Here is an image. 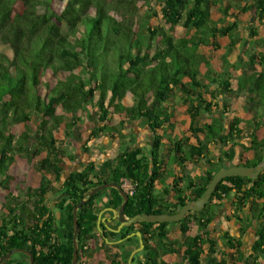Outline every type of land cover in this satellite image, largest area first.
<instances>
[{
	"label": "trees",
	"instance_id": "obj_1",
	"mask_svg": "<svg viewBox=\"0 0 264 264\" xmlns=\"http://www.w3.org/2000/svg\"><path fill=\"white\" fill-rule=\"evenodd\" d=\"M209 1L0 0L2 187L8 190L14 180L10 168L15 156L32 163L44 153L37 165L53 178L50 181L43 175L39 186L27 187L23 196H6V213L0 218V257L15 249H25L32 254L34 264H71L72 210L98 185H122L124 180L131 183L132 194L124 207L127 218L175 214L203 195L219 169L258 167L264 155V39L258 37L257 31L251 30L250 46L243 53L246 57L238 61L252 70L242 73L235 86L254 103L251 118L242 122L231 116L225 123L216 117L193 127L202 113L211 117L215 106L219 107L214 102L219 89H231L230 78L218 75V69L199 49L219 48L217 37H231L237 22L217 27L213 10L225 0ZM229 5L233 4L220 9L223 16L231 15L228 12L233 7ZM240 11H251L255 19L264 22V0H245ZM153 18L163 19L169 29L182 24L187 32L176 37L155 27ZM223 64L235 68L225 59ZM180 103L186 105L189 131L195 138V144L187 148L173 136L172 119ZM87 106L95 109L98 121L88 141L101 135L119 136L127 121H144L152 136V146L148 156L138 147L127 148L110 163L97 166L90 162L79 172L71 173L64 181L61 199L55 204V209L64 215L59 224L45 202L46 194L60 179L59 162L64 158L56 134L63 131L68 136L80 121L78 112ZM113 117L117 118L114 124ZM33 121L37 125L31 133L29 123ZM18 125L24 129L16 134ZM236 139H246L248 146L235 142ZM165 140L172 147V161L179 167L185 163L196 165L201 160L207 165L199 177L188 174L173 180L165 194L171 191L172 201L153 194L165 165V161L158 159ZM209 143L220 145L221 156L216 161L206 149ZM237 154L238 160L233 162ZM101 168L108 171L101 174ZM106 192L107 207L118 211L122 199L112 188L95 193L77 211V264H86L93 257L97 241L108 264H122L118 250L125 248L123 242L131 243L125 248L129 256L133 248L139 247L136 236L125 239L136 232L141 233L143 243L137 264H169L164 258L175 254L180 255V261L172 264H264V171L255 180L222 179L205 208L198 213L188 212L179 222L136 223L122 227L118 233L100 223L101 234L97 220L102 209L96 206V200ZM224 200L231 203L233 211L226 221L233 222L235 218L245 224L233 222L239 227V235L222 232L219 246L207 230ZM245 211L246 221L238 215ZM251 224L250 232L256 240L247 252L242 236ZM108 225L116 229L118 220ZM175 225L184 235L181 241L170 237ZM120 239L123 241L114 245L115 251L106 242ZM22 255L20 260L11 257L0 264H29L27 256Z\"/></svg>",
	"mask_w": 264,
	"mask_h": 264
},
{
	"label": "rangeland",
	"instance_id": "obj_2",
	"mask_svg": "<svg viewBox=\"0 0 264 264\" xmlns=\"http://www.w3.org/2000/svg\"><path fill=\"white\" fill-rule=\"evenodd\" d=\"M152 22H153V25L155 27H160L163 31L170 32L171 34H174L176 37H180V36L184 35L185 32H187L182 24H178L176 27H174V29H169V26L166 23H164L163 19L153 18ZM254 29L256 31H258V33L261 36H264V27L263 26L255 25ZM241 33H242V38H243L244 42L235 43V45H234L233 42H230L228 40L225 42V46H223L224 47L223 49L218 50L216 52H214V50H216V49H210L213 52H210L211 54L209 55L208 59H210L212 61V65H213L214 69H215V67H214L215 62H218L217 65L219 67L216 66L218 69V75L223 76L224 78H227V77L230 78L231 89H230V92H227L224 89H219V92H217V100L214 101V102L218 103L219 107L215 106V112L213 113V115L211 117L208 116L207 113H202L201 117L195 121V123L193 125L194 128L202 126L205 122L209 123L211 121V118L219 117V118L224 119L225 123H227L228 119L231 116L240 118L242 121L247 119V118H251V116H252L251 111L253 109H255L254 103L250 102V99L246 94L241 93L235 89L236 88L235 86L238 83V77L244 72L245 73L250 72L252 69L249 67H246V65L243 63L240 64L239 66H237L238 68H236V66H235V68L228 67L227 65H224L223 63H222V66H220L221 65L220 60L224 59V57L228 63L233 64V65H235V64L237 65V61H239L238 57L243 53V46H245V48L248 47L247 38H248L249 33L247 32V30H245V28H244V30L241 31ZM231 41H232V39H231ZM242 44H244V45H242ZM228 49L231 51H227ZM221 53L223 56L220 55ZM8 54L10 55L9 52H8ZM228 74H229V76H228ZM88 109L90 110V112L87 110V113H85V114L83 113V117L81 116V118H80V119H82V121H81L82 127L78 126L73 131V133H75V135L78 136V144L73 146L72 149H74V147H75V149L77 150L78 145L80 146L79 148H81V147L83 148L82 152L87 156V157H85V159H79V161H81V162L83 161L82 162L83 164L88 161L90 154L91 153L93 154V152H94L93 150L95 148L99 149L102 147L101 139L99 141H93V142L91 141L90 143L87 144L88 137H86V135L89 134L87 132H89V130L95 129L98 126V121H97L95 109H93L90 106L88 107ZM113 118H115V117H113ZM175 118H177L176 129L178 131V135H179L180 139L182 140V142L184 143L185 147L187 148V146H189V144H190L189 141L194 140V138L191 137V136H193V134L189 131L190 123H189L188 118H190V116L187 113L186 105H184L183 103L178 104V107L175 110ZM36 125H37V123L35 121H33L32 123H29V128L31 129V131H30L31 133H32V131H35ZM23 129H24L23 125H18L15 128L14 132L16 134H18ZM71 136H73V135L71 134ZM121 139H123V137ZM66 141H67V139L65 140V143H66ZM60 142H62V141L60 140ZM73 142L74 141L72 140V143ZM235 142H240V143L248 146L246 139H243V140L236 139ZM120 143H121V140H120ZM68 146L71 147V145H69V144L68 145L66 144L65 147L67 148ZM118 148H119L120 153H123L126 150V145H123L121 147L119 146ZM206 149H207V151L210 152L211 157L215 161H216V159H218L221 156L220 145H215L213 143H209L207 145ZM160 150L162 151V149H160ZM66 153L68 154V152H66ZM169 153H168V156H166V153H165L164 157H168L169 161L171 162L174 153L173 152L171 154H169ZM39 159H42L41 156L39 157ZM97 160H99V159H97ZM32 163L31 162L28 163L25 159L21 158L20 156H18V157L15 156L14 157V163H13L12 167L10 168V174L13 175L14 180H12V182L8 185V190H6L2 187V182L0 180V218L3 217V214L6 213L5 209H4V204L6 203L5 198H6V196H8V194H12L14 196H17V195L23 196L24 195L23 190H26V188L28 186H30V188H32V186L37 185L38 183L41 182L42 179H44L43 178L44 176L42 175V173H44V172H43V170L41 171L39 166L37 165L38 161L34 160ZM167 166H169V164ZM104 169H102L101 171H103ZM203 170L206 171L207 167L205 166V169H203ZM180 172L183 175L184 173L187 174L188 171L185 170V171H180ZM204 172L201 175H203ZM166 178H167V175H166ZM123 189L126 191L127 189L131 190L132 188L128 184V182H123ZM159 191L161 192V189ZM161 195H164V194L161 193ZM49 198H50V196L48 197L47 204L49 205L50 208H53L52 201ZM227 208H229V206L224 207V205H223V207H221L218 210L217 217L215 218L214 223L212 225H210L208 230H207L210 238L215 239L216 241H218V235L221 233V229L222 228L225 229L224 226L226 227V226L233 225L232 229L237 230L236 225H234L231 222H229V223L225 222L226 216L231 217V214H228V213L225 214V211ZM246 214L247 213L240 214L239 218L246 221ZM233 221L237 222L239 224H245L243 222L236 220L235 218H233ZM252 225L253 224H251L250 226H252ZM191 229H192V233H194L196 231V229L193 226ZM232 235L235 236V234H232ZM170 237L172 239H178L180 241L183 239L184 235L179 232L178 225L174 226L173 232L170 234ZM255 240H256V238H255L253 233H251V235L250 234L245 235L242 238V241L245 242V245H246L245 250L247 252L250 251V248L252 247ZM123 244H125V247H129L128 243L123 242ZM219 244H220V242H219ZM95 248H96V254H97L96 257L92 258L88 261H85V262L87 264H108V262L105 259V251L103 248L101 249L100 241L96 242ZM118 251L122 255V264H137V261L139 260V258L142 257L141 252H138L132 257V258H134V261L131 262V259H130L131 253L128 256L127 252L125 251V248H121ZM11 257H12V259L20 260L23 258V255L21 253H14ZM164 261L168 262L169 264H172L173 262H179L180 261V255L175 254V255L167 256V257H165Z\"/></svg>",
	"mask_w": 264,
	"mask_h": 264
},
{
	"label": "crops",
	"instance_id": "obj_3",
	"mask_svg": "<svg viewBox=\"0 0 264 264\" xmlns=\"http://www.w3.org/2000/svg\"><path fill=\"white\" fill-rule=\"evenodd\" d=\"M211 1L212 0H210L209 2H211ZM230 3L233 4V5H229V6H232L233 7L232 8L233 10L228 12L231 15L223 16L222 13H221V11H220V9L222 10L225 6H227ZM244 3H245V0H225L224 2H219L217 4V6L214 8V10H213V16L214 17H213V19L218 24L217 27H221L223 24L226 26L227 24H231L233 21H236L237 22V29L233 30V32L231 33V37L230 36L229 37L228 36L217 37L216 41H217V43L219 45V48H217L216 50H214V52L223 49L224 48L223 46H225V42L228 41V40L230 42H233L234 45H235V43L244 42V40L242 38L241 31L244 30V28H245V30H247V32L249 33V35H248V38H247L248 47L245 48V46H243V53H244V50L245 49H248L249 46H250L249 41H250V36H251L250 35L251 30L252 31H256L254 29L255 25H260V26H263L264 27V22L255 19L254 16L252 15L251 11H247L246 13H241L240 6L244 5ZM237 4H239L240 6H238ZM257 33H258V31H257ZM258 37L264 39V36H261L259 33H258ZM231 39H232V41H231ZM242 45H244V44H242ZM210 49H213V48L203 46V47H200L199 50H200L201 53L205 54L206 55V58L208 59L209 55L211 54L210 52H213ZM227 51H231V50L228 49ZM243 53L238 57V60H239L240 57H243V58L246 57ZM220 55H222V53ZM224 59H225V57H224ZM210 63L212 64V61L211 60H210ZM222 63H223V59L220 60V64H221L220 66H222ZM217 64H218V62H215V66L214 67H216V66L219 67ZM238 64L239 63L237 61V65L235 64L234 66H236V68H238L237 66L240 65V64L239 65ZM231 65H233V64H231ZM203 71L205 72V70L204 69L202 70V74L204 73ZM126 101L127 102L130 101V100H128V97L126 98ZM88 107L89 106H87L85 110H82V111L78 112L77 117L79 118L80 121L72 129V132H69L68 136L65 137L63 131H60L59 133L56 134L57 141L59 142V143H57V145L60 147V149H63V151H64V158L61 159L60 162H59V164H60L59 167H60V170H61L60 171V179L58 180V182H55L54 183L53 189L46 194L45 202L47 203L48 197L50 196L49 199L52 201V205H53V208H50V209L53 210V212L55 214V217L58 220L59 224L63 220L64 215L61 212H59L58 210L55 209V204L61 199V197H62L61 195L63 193V184H64V181H65V179L71 173L79 172L85 164H88L90 162L96 163L97 166H102L105 162H109V163L112 162L119 154H121L120 151H119V148H118L119 146L121 147L123 145H126V149L127 148L128 149L129 148L130 149H133L135 147H138V148L141 149V151L143 152V154H145L147 156L149 155V152H150V149H151V146H152V136H151V134H150V132H149L147 126H146V123L144 121H136V122H133V123H130V121H127L126 124H125L126 125L125 131L123 132V134H121L119 136H115V135H101L97 139H89V141H87V144L90 143L91 141L92 142L93 141H99L101 139L102 147L99 148V149L95 148L93 150L94 151L93 154L92 153L90 154V156L88 158V161L83 164L82 163L83 161L82 162L79 161V159H85V157H87L82 152L83 148L82 147L79 148L80 146L78 145L77 150L75 149V147H74V149H72L73 146H75V145L78 144V136L75 135V133H73V131L78 126L82 127L81 126L82 125V123H81L82 119H80V118H81V116L83 117V113L84 114L87 113V110L90 112V110L88 109ZM177 107L178 106H176V108ZM248 119H250V118H247V119H245L243 121H246ZM188 120H189V123H190V118H188ZM66 121H69V118H66ZM116 122H117V118H112L111 123L114 124ZM172 122L174 124V127H173V136H176L178 139H180V137L178 135V131L176 129V126H177V118H173L172 119ZM92 130H94V129H92ZM92 130H89V132H87V133L90 134ZM261 133H262V131H260V134ZM71 134L73 136H71ZM89 134H87L86 137H88ZM199 136L201 138V135H199ZM122 137H123V139H121ZM191 137H193V136H191ZM66 139H67V141L65 143V140ZM60 140L62 142H60ZM72 140L74 141L73 143H72ZM120 140H121V143H120ZM189 142H190V144H193V143L195 144V138H194V140L189 141ZM66 144L67 145L68 144L71 145V147L68 146L66 148L65 147ZM170 148H172V147L169 146V143L166 140L163 141V146L161 147L162 151L161 150L159 151L158 159L160 158L163 161H165V165H164L163 169L160 171L159 181H157L155 183V187L153 189V194L157 195L160 198H165L166 201H172L173 198H174V194L171 191L167 195H165V194H166V190L167 189L168 190L171 189L170 188V185L172 184V182H173V180L175 178L176 179L179 178V177L183 178V177H185L188 174L191 177H194V176L195 177H199L205 171V170H203V169H205V166L207 167V165L204 163V160H201L196 165L189 164V163H185L184 164V167H179L175 163V161H172L171 160V162H170L169 159H168V157H164V154L165 153H166V156H168V153L170 152ZM66 152H68V154ZM171 153H169V154H171ZM42 155L44 156V153L40 155L41 158H43ZM246 156H250V154H247ZM210 157H211V155H210ZM38 158H36L35 160L36 161H39L40 159H38ZM97 159H99V160H97ZM237 160H238V154L234 157L233 162H236ZM168 164H169V166H167ZM102 169H104V168H101L100 170H102ZM185 170H187L189 173L187 172V174L184 173L182 175L180 171H185ZM107 171H108V169L105 168L103 171H100V172H101V174H103V173H105ZM42 175H44L46 177V179H48L50 181H52V179H53L50 175H47L46 173H42ZM166 175H167V178H166ZM123 182H128V181L124 180ZM128 184L132 188L131 183L128 182ZM38 186H39V183L37 185L32 186V188L35 189ZM28 187H30V186H28ZM160 189H161V192L159 191ZM128 191L129 190L127 189L126 192H128ZM161 193H163L164 195H161ZM107 196H108V193L107 192L106 193H102L98 197V199L96 200V206H98V207H100L102 209L99 212V214H100V218L101 219L103 218L105 220V223H104L105 224V227L108 225V222L107 221L110 220V219H112V215H113V213H110V212H112L110 210L111 208L110 207H107V201H108V197ZM160 202H161V200H160ZM221 204H222V207H223V205H224V207L229 206V208L226 209L225 214L226 213L233 214L232 213L233 211H232V207H231V203L230 202L224 200V201L221 202ZM219 209L220 208L217 209V213H218V210ZM244 213H247V211H245ZM99 214H98V216H99ZM238 215H240V214H238ZM225 222L226 223H229V222L233 223L234 221L233 222L232 221H229L228 222L225 219ZM97 228H98V226H97ZM224 228L225 229H223V228L221 229V233L218 235V239H219L220 235L222 234V232H224V231H228L231 235L232 234H235V236L232 235L233 237H236V236L239 235V232H238V228L239 227L238 226H237V230L232 229L233 228V225L226 226V227L224 226ZM245 229H246V227H245ZM251 229H252V226L249 227V228H247L246 229L247 232L242 236V238L245 235H249V234L251 235V233H252V232H250ZM89 243L90 242H88V244ZM220 244H219V246H220ZM244 244H245V242H244ZM110 247H113V250L114 249L116 250V248H114L113 245H110ZM135 249L136 248H133V251ZM245 249H246V245H245ZM96 255L97 254L95 252L92 258H95ZM92 258H90V259H92ZM90 259H87L86 261H88Z\"/></svg>",
	"mask_w": 264,
	"mask_h": 264
},
{
	"label": "water",
	"instance_id": "obj_4",
	"mask_svg": "<svg viewBox=\"0 0 264 264\" xmlns=\"http://www.w3.org/2000/svg\"><path fill=\"white\" fill-rule=\"evenodd\" d=\"M264 171V155L261 163L258 165V167H247V166H232L229 168H221L219 169L212 177L210 182L208 183L203 195L199 197L198 199L186 203L177 213L175 214H139L135 215L131 218H127L124 216V207L125 204L128 201V194L127 192L123 189V185H119L113 182L109 183H104L101 185L96 186L93 188L87 195L86 199H83L80 201V203L75 206L72 210V223H73V235H72V245H73V252H72V259H71V264H77V259H78V245H77V235L79 233V227H78V222H77V211L86 203V201L92 197L95 193L100 192L105 189H115L119 196L122 199V203L118 209V211H115L113 209H110L113 213L112 219L117 218L118 220V226L116 229H110V231L114 233H118L122 227H127L136 223H148V224H159V223H166V222H179L183 219V217L188 213V212H193V213H198L201 212L206 204H208L211 195L213 194L216 186L218 183L226 178V177H244L248 178L250 180H255L258 178V176ZM110 221V220H108ZM104 219L100 218V214L98 216L97 220V226L99 229V232L102 234L103 232L99 228V224H103ZM136 236L138 237L139 240V247L135 249L131 254H130V259H132L133 255L137 252H140L143 248V243L141 239V233L136 232V233H131L130 235H127L125 239H130L131 237ZM123 239L114 241V242H109L106 240L107 244L109 245H117L121 243ZM14 253H22L27 256L29 264H34V260L32 257V254L25 250V249H15L7 254L3 255L0 257V263L2 261L10 259V257Z\"/></svg>",
	"mask_w": 264,
	"mask_h": 264
},
{
	"label": "flooded vegetation",
	"instance_id": "obj_5",
	"mask_svg": "<svg viewBox=\"0 0 264 264\" xmlns=\"http://www.w3.org/2000/svg\"><path fill=\"white\" fill-rule=\"evenodd\" d=\"M112 217H113V215H112ZM116 219H117V218H115V219H110V221H107V220H106V221L108 222V224H111L112 221H113V220H116ZM104 223H105V220H104V222H103V224H102V225L105 227V224H104ZM155 226H156V225H155ZM105 228H109V225H107ZM110 229H111V228H110ZM133 237H135V236H133ZM137 238H138V237H137ZM109 242H114V241H109ZM108 245H109V244H108ZM113 246H114V245H113ZM137 248H138V247H136V249H137Z\"/></svg>",
	"mask_w": 264,
	"mask_h": 264
},
{
	"label": "built area",
	"instance_id": "obj_6",
	"mask_svg": "<svg viewBox=\"0 0 264 264\" xmlns=\"http://www.w3.org/2000/svg\"><path fill=\"white\" fill-rule=\"evenodd\" d=\"M128 194H129V195L132 194V190H129V191H128Z\"/></svg>",
	"mask_w": 264,
	"mask_h": 264
},
{
	"label": "clouds",
	"instance_id": "obj_7",
	"mask_svg": "<svg viewBox=\"0 0 264 264\" xmlns=\"http://www.w3.org/2000/svg\"><path fill=\"white\" fill-rule=\"evenodd\" d=\"M123 185V184H122ZM127 194H128V192H127ZM129 195V194H128Z\"/></svg>",
	"mask_w": 264,
	"mask_h": 264
}]
</instances>
